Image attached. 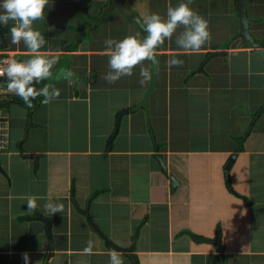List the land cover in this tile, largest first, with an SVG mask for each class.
Wrapping results in <instances>:
<instances>
[{"label": "crops", "instance_id": "obj_1", "mask_svg": "<svg viewBox=\"0 0 264 264\" xmlns=\"http://www.w3.org/2000/svg\"><path fill=\"white\" fill-rule=\"evenodd\" d=\"M119 1L133 17L111 9ZM180 2L49 0L33 27L47 41L41 52L58 63L35 87L51 84L60 96L49 104L32 100L39 104L32 115L19 96L0 98L11 127L9 149L0 154L1 262L24 264L27 252L30 264L48 256V264H109L116 251L123 264H221L220 255L226 264H264V59L256 53L264 49V0L247 6L258 47L239 35L238 0H193L211 42L186 52L175 43L180 27L156 50L149 112L134 109L151 88L153 63L143 62L150 74L144 84L139 66L115 83L102 78L106 39L143 38L136 17L166 16ZM13 23L0 25V61L31 58L23 42H10ZM173 56L183 65L168 67ZM68 70L70 79H57ZM30 196L40 198L34 211L27 210ZM49 201L64 210L49 214ZM41 217L54 221V249ZM137 230L130 252L101 233L126 248ZM219 231L222 253L203 240ZM90 240L92 253L85 254Z\"/></svg>", "mask_w": 264, "mask_h": 264}, {"label": "clouds", "instance_id": "obj_2", "mask_svg": "<svg viewBox=\"0 0 264 264\" xmlns=\"http://www.w3.org/2000/svg\"><path fill=\"white\" fill-rule=\"evenodd\" d=\"M193 0H181L175 6L167 8L166 16L158 13H145L142 25L146 36L141 38L138 34L128 35L122 40L106 39L105 55L108 57V73L102 78L108 83H115L124 76L133 75V70L140 67L139 82L144 84L150 79L149 70L143 67L144 61L153 64L156 61V50L163 46L165 40H170L177 29L183 27V31L176 37L175 43L186 52L198 53L202 46L211 42L209 22L192 10L190 5ZM49 6V0H3L0 3V25H7L13 21L10 28L11 43L24 46L31 53V58L24 61L6 59L0 61V76L7 77V91L19 96L24 104L33 107L32 100L43 96V104H49L60 96V90L51 84H45L37 89L36 84L52 77V69L58 63L55 55H47L41 52L46 44L45 36L33 27L37 20L44 19L45 8ZM183 61L174 56L167 61L168 67L182 66ZM63 76L70 79L73 73L62 71L57 79ZM37 196L27 199V210L34 211L37 207ZM44 209L49 214L55 215L64 210L62 203L47 202ZM93 241H88V246L83 250L85 254H91ZM24 264H30L29 253L21 254ZM38 264V262H37ZM109 264H123L121 256L116 251L110 254Z\"/></svg>", "mask_w": 264, "mask_h": 264}, {"label": "water", "instance_id": "obj_3", "mask_svg": "<svg viewBox=\"0 0 264 264\" xmlns=\"http://www.w3.org/2000/svg\"><path fill=\"white\" fill-rule=\"evenodd\" d=\"M250 1L251 0H238L237 10H238V16L240 17V20H241V30H240L239 35L242 36L245 40L250 41L251 43H253L255 45V47H258L259 44L254 42V40H253L254 38L252 37V35H251L250 31H249L251 20L249 19L248 15H247V6H248V3ZM111 9L112 10L113 9H118L120 12H122V13L130 16V17L134 16L133 11L131 10V8L128 5H126V3L124 1L117 2L116 4H114L111 7ZM135 20L140 25V27H142L144 29V27H143V25L141 23L142 22V18L136 17ZM256 53L259 54L260 56H262V58L264 59V49H258L256 51ZM156 61H157V63H155L154 66H153V76H152L151 88H150L147 96L145 97L144 101L141 103V105H139L137 108H135L134 111L145 109V110H147L149 112L150 96H151V93H152L153 89L155 88V84H156V80H157V74H158V64H159V56L158 55H156ZM129 112L130 111H126V112L120 113L117 134L119 133V128H120V124H121V120H122L123 116L125 114H128ZM157 159L159 160L162 169L166 172L167 168H166V164L164 162V159H163L162 155H157ZM235 159H236V155H234V156H232L230 158L229 165H228V167L226 169V177H227V181L228 182H229V179H228L229 169H230L231 165L234 163ZM171 183H172L173 188L178 185V182L176 181V179L173 176H171ZM41 219H43L47 223V232H48V235H49L50 247H51V249H54L55 248V239H54V233H53V222L54 221H53V219L44 218V217H41ZM101 233H102L103 236H105V238L113 246H115L117 249H119L121 251H125V252H130V251H133L135 249L136 241H137L138 235H139V231L137 230L135 235H134V239H133L131 245L129 247L125 248L123 246L118 245L117 243H115L113 241H110L109 238L103 232H101ZM203 240H206L207 242H209L211 244H214L218 248V251L220 253L223 252V249H224L223 246L224 245L221 242V232L220 231H219V233H218V235H217V237L215 239H203ZM49 259H50V256H48L45 264H48ZM220 261H221V264H226L224 262L223 255H220ZM0 264H9V263H5V262H1L0 261Z\"/></svg>", "mask_w": 264, "mask_h": 264}, {"label": "built area", "instance_id": "obj_4", "mask_svg": "<svg viewBox=\"0 0 264 264\" xmlns=\"http://www.w3.org/2000/svg\"><path fill=\"white\" fill-rule=\"evenodd\" d=\"M7 77L0 76V98L14 97L15 94L7 91ZM6 100V99H5ZM11 127L8 118H6L0 110V154L5 153L10 145Z\"/></svg>", "mask_w": 264, "mask_h": 264}, {"label": "trees", "instance_id": "obj_5", "mask_svg": "<svg viewBox=\"0 0 264 264\" xmlns=\"http://www.w3.org/2000/svg\"><path fill=\"white\" fill-rule=\"evenodd\" d=\"M102 19H103V18H102ZM102 19H101V20H102ZM132 19H133V18H132ZM101 20H97V22L101 24V23H102V21H101ZM103 20H104V19H103ZM87 25H89V26H92V24H87ZM39 84H40V83H39ZM39 84H38V85H39ZM41 88H43V87H41ZM43 98H44V97H43V96H41V98H40V99H39V101H38V103H39V104H41V101H42V99H43ZM15 100H16V101H14V102H19L17 99H15ZM19 103H20L22 106H24V107L28 108V107H27L25 104H23V103H21V102H19ZM39 104H38V105H39ZM38 105H35V106H33V107L29 108V109H30V115H32V114H33V112H34V110H33V109H34V107H38ZM245 199L248 201V199H247V198H245ZM17 264H23V263H17Z\"/></svg>", "mask_w": 264, "mask_h": 264}, {"label": "rangeland", "instance_id": "obj_6", "mask_svg": "<svg viewBox=\"0 0 264 264\" xmlns=\"http://www.w3.org/2000/svg\"><path fill=\"white\" fill-rule=\"evenodd\" d=\"M33 239H34V238H33ZM34 240H35V239H34ZM37 242H38V241H36L35 243H37ZM82 242H83V241H82ZM35 243H33V244H35ZM76 257L78 258V257H80V256H76ZM75 262H76V261H75Z\"/></svg>", "mask_w": 264, "mask_h": 264}]
</instances>
